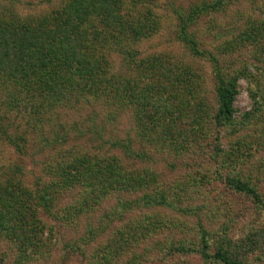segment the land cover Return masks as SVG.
Returning <instances> with one entry per match:
<instances>
[{"label":"trees","instance_id":"16d2710c","mask_svg":"<svg viewBox=\"0 0 264 264\" xmlns=\"http://www.w3.org/2000/svg\"><path fill=\"white\" fill-rule=\"evenodd\" d=\"M232 1L234 0H201L197 9L192 7V12L174 10L178 18L177 38L194 56L206 57L213 65V105L204 99L202 76H187L182 87L185 77L183 71L172 65H163L162 60L153 58L137 64V67L143 65L144 70H154L157 77L155 84L151 81H143L141 84L143 78L132 82L130 78L121 79L111 72L109 55L112 48H115V42L117 45L124 42L122 48H126L128 59L134 60L136 46L140 41L158 31L159 23L152 12L151 18L138 12L135 14L136 6L140 4L142 7L151 0H64L60 6L40 16L25 19L0 18V84L5 78H12L9 82L13 81L8 84L10 88L7 87L10 92L9 111L13 110L18 114L19 111H24L33 118L50 111L45 103L54 101L58 105L65 104L67 110L74 108L75 112L81 113L82 121L86 122L81 126L78 120H73L68 125L71 127L70 131L77 130L75 134L89 144L88 149H84L86 144L82 142L81 145L75 142L66 146L61 156L56 152L53 158L50 157L53 160L50 164L46 155L48 147L62 138L65 141L68 129L61 132L58 128L60 124L62 126L60 123L56 129L46 132L39 130V125L34 123L31 130L33 133L36 131L34 134L43 141L39 152L45 157L42 162L44 174L35 178L30 185L13 174L21 171L20 165L7 170L3 168V175L0 174V242L13 244L19 264L48 262L58 236L59 239L64 236L60 233L61 230L79 233L65 244L68 246L67 252L82 254L88 259V263L142 264L145 253H137L131 241L134 240L135 245L146 243L149 237L157 233L159 225L164 223L160 220L161 216H155L150 210L164 207L182 213L192 209L195 212V205L190 204L192 208L181 207L186 198L184 194H187L189 188H200V182L210 181V178L206 179L207 174L202 173L204 164L198 163L193 170L195 173L187 172L183 180L176 179L168 183L155 169V155L167 151L166 145L169 144L174 150L168 149L173 150L176 156L183 153L182 159H194L193 162L186 161L190 166L196 162L197 156L206 152V140L210 138V134L216 133V138L222 132L237 136L240 131L253 128L257 141H264V128L259 131L251 127L249 122L254 112L235 117L237 80L240 76L247 77L245 65L227 73L221 61L225 54L224 48L216 46L209 51L200 49L193 32L189 30L197 17L195 13H215L229 7ZM235 1L240 3L243 0ZM249 3L254 16L248 18L249 21L245 24L249 34L243 37V42L245 40L246 45L260 47L261 56L254 53L253 58L257 70L260 69L257 73L261 74V68L262 71L264 69V0H257L255 3L254 0H249ZM132 7V11H124ZM33 74L37 80L33 86H29L28 79ZM162 78L165 82L160 81ZM167 78L174 94L167 90ZM248 79L256 86L251 89V95H256L252 97L254 107L259 106L261 110L260 99L263 95L260 78L248 76ZM0 88L2 90V86ZM164 90L168 97L178 100L177 104H182V94L195 95L197 91L198 101L193 108L196 116L191 121L195 122L198 113L203 125L206 121L210 124V132L208 128H202L201 131L196 127L198 122L187 132L182 131L180 115L167 119L169 116L166 115L171 113L161 110L162 106L158 102L159 97L164 95ZM187 104L186 102V106ZM128 106L136 109L134 115L137 121L131 125L132 129L126 130L123 137H120L116 133V127L121 113ZM3 109L4 105L0 104V135L21 153L25 130H21L22 134L18 133L16 121L10 120L8 114L2 112ZM97 118L100 122L96 121ZM107 124L116 126L113 133L104 138L100 131L103 128L105 130ZM254 137L250 140L243 137H240V141L238 138L234 139L236 144L229 149L214 145L212 150L220 158L216 168L220 166L228 170L225 174L219 173V180L264 207L257 188L250 182L251 173L240 176L238 170L239 165L245 166L247 162L244 149H247V145H252ZM18 139L21 141L17 142ZM93 141L97 145L93 144L92 148L90 143ZM153 150L156 151L155 154L152 153ZM173 164V161L168 163L169 166ZM255 169L259 175L263 174L260 172L264 171V159L260 158L255 162ZM112 199L114 201L109 203ZM103 206L106 211L99 218L101 220L94 224V213H99ZM128 214L132 215L124 221L123 228L116 229L114 222ZM46 220L52 221L49 227ZM45 228L47 229L44 230ZM224 232L215 239L217 245L214 253H210L208 239L205 240L204 237L200 247L195 249L187 246L185 240L175 243L166 241L165 245L168 251L196 250L210 264L213 259L223 264H246L241 260L239 251L242 244H233L234 239ZM202 235H206V232L202 231ZM104 236L107 238L103 243L97 242ZM250 237L246 236L243 244L247 245L253 238ZM250 243L255 245L254 239ZM91 244L93 248L94 245L99 246L88 253L87 246ZM7 255L0 254L1 263ZM65 258L64 256L63 259Z\"/></svg>","mask_w":264,"mask_h":264},{"label":"rangeland","instance_id":"374dc122","mask_svg":"<svg viewBox=\"0 0 264 264\" xmlns=\"http://www.w3.org/2000/svg\"><path fill=\"white\" fill-rule=\"evenodd\" d=\"M63 1L64 0H0V18L25 19L40 16L60 6ZM200 1L201 0H151L149 4L146 3V5L142 7L139 4V8L136 6L135 8L125 9L124 11H132L133 8L137 9L135 14L138 12L149 18H151L152 12L155 15L154 18H156L157 23H159V29L151 37L140 41L137 46L135 45L137 50L135 52L136 59L134 60L128 59L126 48H122L124 42H120L118 45L115 42V48H112L113 50L109 55L111 72L114 75H118L121 79L130 78L132 82H136L143 78V80L140 81L141 84L143 81H151L155 84L157 82V77L155 76L156 74L154 75V70H144L142 69L143 65L137 67V64L139 62L142 64L144 63L143 61L147 62L153 58L159 61L162 60L163 65H172L183 71L185 77L182 87L184 86L183 84L186 83L185 80L187 76L195 77L196 74H199L200 77L202 76L201 83L203 84L202 90L204 89V99L208 101V104L213 105L214 79L212 75V63L206 57L194 56L189 48L177 38L179 29L178 18H176L177 16L174 10L181 9L185 13H187V11L192 12L190 10L193 8L197 9V5ZM255 1L257 2V0H254V3ZM250 5L249 0H243L240 3L234 0L230 6L226 7L224 10L219 9L215 13H210V11L201 14L195 13V17H197L194 22L191 23L189 30L193 32L200 49L209 51L216 46L222 49L224 48L225 54L221 61L227 73L234 72L239 69L240 66L242 67V65H245L244 69L247 77L240 76L237 80V93L234 100V107L237 111L235 117L238 118L239 115L243 113L254 112L249 122L251 123V127L261 131V129L263 130L264 128V69L262 71L261 68L262 73L258 74L257 71L260 69L258 68L257 70L253 58L254 53L261 56L260 47L246 45L245 40L243 42V37L249 34V30L245 24L249 21L248 18L254 16L252 14L253 11L251 12L250 10ZM229 45H233V47ZM248 76H259L260 78L262 84L261 93L263 95V98L260 99L261 110H259V106L254 107L252 97H256V95H251V89H255L256 86L249 81ZM10 80H12V78H5L2 85L0 84V86H2V90L0 88V104L4 105L2 112L8 114L10 120L14 119L16 121L19 127L18 133L22 134L21 130L22 132L25 130L23 133L25 140L23 144L24 148L20 153L17 152L16 146L8 144L3 140L2 135H0V174L3 175V168L7 170V168H15V165H20L22 167L21 171L17 172L16 170L17 173L13 174L20 180L26 181L31 185L35 181V178L44 174L42 162L45 159L44 155L39 152L43 141L34 134L36 131H34V133L32 132L31 126L37 123L36 125L40 127L39 130L42 129L48 132V130L52 131L56 129V127L62 123L63 128L60 124L58 127L59 130L64 132L68 129L66 132L68 136H65L66 140L64 141V138H62L56 141L54 145L48 147L46 151V155L51 164L53 163L51 158H53L54 153L58 152L57 154L61 156L65 147L71 146V144L75 142H78L77 145H81V142L86 144L83 147L84 149H88L89 144L75 134L77 130L72 129V131H70L71 127L68 126L70 125L69 123H72L75 119L79 121L78 123L81 126H84L86 122L85 120L84 122L82 121V115L80 117L81 113L75 112L74 108L73 110H67L68 107L65 106V104L58 105L54 103V101L53 103H45L50 107V111L44 115L39 114L34 116L33 118H30L29 114L24 111H19V114L14 112L11 108L12 111H9L10 92L7 90V87L10 88L8 84L13 82H9ZM36 80L35 74L31 75L28 79L29 86H33ZM160 81L165 82V79L162 78ZM167 84V90L173 91L171 89L172 87L170 88L171 82L168 78ZM176 87L178 88V86ZM171 93L174 94V91ZM196 94H182L180 97L182 104H177L176 102H178V100H174V97H168L164 90V95L159 97L158 102H160L162 106L161 110H165L166 113H171L166 115V117L169 116L167 119H174L176 115L181 116L179 122L182 123V131L187 132L198 122L196 127L200 130L202 128H208V132H210V124L206 121L205 125H203L202 121L199 119L198 113V117L194 119L195 122L192 123L191 121L192 117L196 116L193 109L194 104L198 101ZM186 102L188 103L187 106ZM124 110H126V112H124ZM124 110L121 113L120 121L116 127V133L120 137H123L126 130L132 129L133 126L131 125L134 121H137L134 115L136 111L135 108L128 106ZM67 111L71 112L68 113ZM97 119L96 121L100 122V119ZM210 119H208L209 122ZM27 121L31 123L28 124ZM115 126L116 125L113 124H107L105 130L103 128L100 131L104 138H106L109 133H113L112 131ZM254 131L253 128H248L245 131H240L237 136H234L235 134L229 136L226 132H222L217 138L215 136L216 133L214 135L210 134V138L206 140L208 145L205 144L207 146L206 152L197 156L196 162L190 166L186 161L193 162L194 159H182L181 155L183 153L180 155L177 154L176 156L173 153V146L169 144L166 145L167 151L159 152L155 155V169L160 173L161 178L166 182L168 181V183L176 179L183 180L187 172H194L193 170L197 168L198 163L204 164L202 167L205 168H203L202 173L207 174L206 179L210 178V181L200 182V188H189L187 194H184L186 198L183 200L181 207L190 206V204L195 205V212L192 209L191 211L182 213L164 207H156L150 210V213H153L155 216H159V218L161 216L160 220L164 221V223L159 225L157 233L149 237L146 243H136V246L134 240L131 241V244L133 243L134 245H132V247H135L134 250L137 253H145V261H142V264H210V261L204 260L196 250L178 252L171 249L168 251L165 243L166 241H173L175 243V241L185 240L187 246L191 248L194 247L195 249L200 247L201 239L204 237L205 240L208 239L210 253H214L217 245L215 239L220 237L224 231V234L234 239L233 244H242L239 251L243 262L246 264H264V207L255 203L244 194L235 192L221 182L222 180H219V173L222 175L225 174V172L227 173L228 170L220 166L216 168V163L220 158L215 156V152L212 150L214 145L223 149H229V147L235 146L236 141L234 139L238 138L240 141V137L250 140L251 137H254ZM85 136H87V134H85ZM257 140L258 139L254 137V140L252 139V145H247V149H244L247 162L245 158V166L243 164L239 165L238 170L240 176L245 175V173H251L250 182L257 188V191L264 201V171L260 172L263 174L259 175L258 170L255 169V162L260 160V158L264 159V141ZM20 141L19 139L17 140V142ZM93 142L90 143L92 148L93 144L97 145L96 141ZM138 144L139 142L136 145ZM168 148L173 150H169ZM152 153L155 154L156 151L153 150ZM57 154L55 156L58 157ZM216 158L218 159L216 160ZM172 161L174 163L173 166H169L168 163ZM197 178H199V176H197ZM191 199L195 200L189 202L188 200L191 201ZM112 201L114 200H110L109 203ZM190 207L192 208V206ZM104 211H106L105 207L102 208L99 213H94V224L101 220L99 218L102 217ZM131 215L132 214H128L120 220H116L114 222L116 223V229L123 228L124 221L128 220V217ZM51 223L52 221L48 220L47 227H49ZM83 227L84 223L81 224V229ZM46 229L47 228L44 230ZM81 229L79 230L80 233L83 230ZM202 231H205L206 235H202ZM60 233L64 236L60 239L58 236V240L54 244L51 252L52 255L50 260L39 264H91V262L88 263V259L84 258L82 254L67 252L68 246L65 244L68 243V240L72 241L79 233H74L72 230H61ZM60 233L58 235H60ZM248 235L251 236L250 238L253 237L252 239H254L255 245L250 243L252 239L248 241L247 245L243 244L245 243L243 240H245ZM106 238L107 236L101 237L97 242L103 243ZM0 243V254H8L5 260L2 263L0 262V264H19V261L16 260L17 256L13 244L3 241ZM96 246L99 245H94V248ZM160 246H162V248H160ZM94 248L93 244L87 246V252L90 253ZM64 256L66 257L65 259H63ZM127 257H129V255L124 257V259ZM213 260L211 264H223L218 260Z\"/></svg>","mask_w":264,"mask_h":264}]
</instances>
